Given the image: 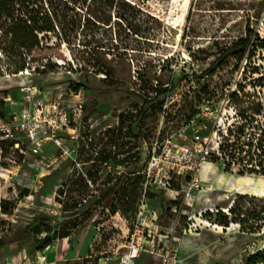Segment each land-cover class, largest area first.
I'll return each mask as SVG.
<instances>
[{
	"label": "rangeland",
	"instance_id": "1",
	"mask_svg": "<svg viewBox=\"0 0 264 264\" xmlns=\"http://www.w3.org/2000/svg\"><path fill=\"white\" fill-rule=\"evenodd\" d=\"M128 1L158 21L150 20L148 35L141 34L149 39L135 36L126 26L120 36L115 34L117 27L102 29L97 33L99 44L67 47L73 60L63 66L55 63L62 53L47 55L57 48L53 44L28 56L0 32V118L4 120L3 112L11 110L5 99H20L23 87L41 89L54 99L58 85L74 84L85 93L87 111L97 129L114 123L118 110L140 107L151 112L148 131L155 139L164 111L163 126L171 142L195 148L193 129L200 128L204 148L211 152L202 168L207 173L202 188L194 200H186L181 186L173 192L154 188L150 208L163 212L164 228L177 229L185 264H249L253 257L263 259L256 264H264V175L255 149L243 145L242 159L233 157L228 146L236 141L239 128L244 130L242 145L257 137L264 125V112L247 129L246 120L238 117L240 109L246 111L251 105L246 103V92L250 102L257 96L264 107V51L241 62L234 50L225 52L246 35L248 27L264 37V0ZM106 36L113 40H104ZM97 52L108 54V64L115 70L113 79L94 73ZM161 89H169V94L157 95ZM234 91L240 97L237 102L230 98ZM5 148L0 144V264H21L40 249L35 234L41 226L58 232L71 223V211L46 201L55 197L56 187L66 188L71 167L64 162L56 169L58 163L53 162L60 149L52 142L42 146L47 159L32 156L28 150L26 161L9 172L5 157L11 151ZM15 157L19 158V152ZM130 188V200L123 204L128 211L137 199V185ZM24 190L29 191L27 196H22ZM178 216L179 223H175ZM95 234L91 223L78 248L69 238L62 240L49 251V261L59 253V264H81L76 258L89 253ZM66 257L71 262L66 263Z\"/></svg>",
	"mask_w": 264,
	"mask_h": 264
},
{
	"label": "built area",
	"instance_id": "2",
	"mask_svg": "<svg viewBox=\"0 0 264 264\" xmlns=\"http://www.w3.org/2000/svg\"><path fill=\"white\" fill-rule=\"evenodd\" d=\"M56 92L52 99L41 89L23 87L20 99H5L11 110L3 112L4 120L0 118V144L11 151L5 157L9 172L19 168L21 160L26 161L28 150L32 156L47 159L42 155V146L52 142L60 149L53 162L58 163L56 169L64 162L71 167L66 188L56 187L55 197L46 199L55 208L71 211V223L58 232L41 226L35 234L40 249L21 264H55L56 260L49 261L50 247L69 238L78 248L91 223L95 224L96 234L89 253L75 262L185 264L177 229L164 228L163 212L152 210L149 199L154 188L173 192L181 186L186 200H194L204 183L201 171L211 153L204 148L200 128L193 129L195 148L171 142L163 126L164 111L155 139L148 131L151 112L140 107L118 110L114 123L97 129L87 111L83 90L68 84L58 85ZM12 142H16L14 147L9 146ZM132 184L137 185V199L125 212L123 204L130 200L132 188L127 189ZM179 219L176 217L175 223ZM65 261L71 262L67 257Z\"/></svg>",
	"mask_w": 264,
	"mask_h": 264
},
{
	"label": "trees",
	"instance_id": "3",
	"mask_svg": "<svg viewBox=\"0 0 264 264\" xmlns=\"http://www.w3.org/2000/svg\"><path fill=\"white\" fill-rule=\"evenodd\" d=\"M140 20L145 27L138 24ZM150 20L158 22L128 0H0V32L6 34L10 42L25 51L28 56L33 55L35 50L52 48V44L55 47L64 45L71 50L82 42L99 44L101 40L98 39L97 33L113 27L118 29L115 31L116 35L120 36V30L126 26L135 36L148 40V37L141 34L148 35L152 28ZM89 38H92V41ZM104 40L112 41L113 38L106 36ZM232 50L235 51L233 54L238 61L241 62L245 57L251 60L257 53L264 51V37L248 27L246 35L235 41L232 48H227L225 52ZM96 61V75H105L106 79L115 77V70L108 64V54L97 52ZM257 70L254 69V72ZM167 92L169 89H161L157 95L161 96ZM250 97V93L246 92V103L251 105L246 107V111L240 109L238 114V117L246 120V129L248 124L258 120L264 112L259 97L255 96L254 102L249 101ZM230 98L233 102L240 100L237 91L231 93ZM241 129L234 135L236 141L228 145L230 154L233 157L246 154L243 145L251 148V151L255 149L261 173L264 175V125L259 128L260 134L258 133L257 137L248 139L242 145L240 141L244 130ZM230 168L228 166L226 170ZM21 194L27 196L29 191L24 190ZM127 211L128 209H125V212ZM262 260L260 257H253L249 264Z\"/></svg>",
	"mask_w": 264,
	"mask_h": 264
},
{
	"label": "bare ground",
	"instance_id": "4",
	"mask_svg": "<svg viewBox=\"0 0 264 264\" xmlns=\"http://www.w3.org/2000/svg\"><path fill=\"white\" fill-rule=\"evenodd\" d=\"M55 51H52V50H48V53H47V55H50V56H53V54L56 52V53H62L64 56L62 57V59L61 60H59L58 59V61H55V63L56 64H58V65H65L66 64V62L68 61V62H70V61H72L73 60V58H72V54H71V52L67 49V47L66 46H61V47H57L56 49H54ZM41 50H35L34 51V56H36V54H38V52H40ZM1 177H2V169H1V167H0V180H1Z\"/></svg>",
	"mask_w": 264,
	"mask_h": 264
},
{
	"label": "crops",
	"instance_id": "5",
	"mask_svg": "<svg viewBox=\"0 0 264 264\" xmlns=\"http://www.w3.org/2000/svg\"><path fill=\"white\" fill-rule=\"evenodd\" d=\"M201 174H202V177H203V179H207V173L205 172V171H203V169H202V171H201ZM235 187V184H233V185H231L230 186V188H234ZM54 246H57V245H52L51 247H50V249L48 250V253H49V251L52 253V250H53V247ZM57 248H58V246H57ZM59 256V253H56L55 255H54V257H55V260L57 259V257ZM34 257V256H33ZM48 257H49V255H48ZM54 260V261H55ZM30 261V260H29ZM11 264V263H10ZM55 264H59L58 262H56Z\"/></svg>",
	"mask_w": 264,
	"mask_h": 264
}]
</instances>
